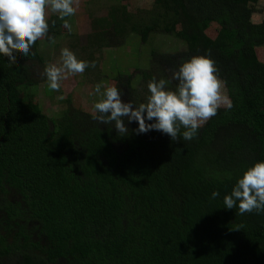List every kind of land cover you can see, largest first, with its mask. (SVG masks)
Masks as SVG:
<instances>
[{"label":"trees","instance_id":"16d2710c","mask_svg":"<svg viewBox=\"0 0 264 264\" xmlns=\"http://www.w3.org/2000/svg\"><path fill=\"white\" fill-rule=\"evenodd\" d=\"M149 1L131 10L115 0L92 19L86 61L95 67L86 79L100 81L103 50L134 37L148 45L145 64L130 76L113 71L125 102H145L150 80L206 55L232 107L221 106L190 141L138 134L127 121L118 135L71 99L55 118L43 113L29 92L46 79L39 40L14 63L0 56V264H264V212L223 205L237 177L264 160L262 0ZM48 20L57 38L62 23ZM158 38L180 45H154Z\"/></svg>","mask_w":264,"mask_h":264},{"label":"clouds","instance_id":"9594fccd","mask_svg":"<svg viewBox=\"0 0 264 264\" xmlns=\"http://www.w3.org/2000/svg\"><path fill=\"white\" fill-rule=\"evenodd\" d=\"M78 6L79 0H0V56L7 57L11 64L16 61L17 51L27 57L32 46L45 36L55 43L49 34V12L57 14L62 26L71 32L72 25L66 18L74 16ZM89 67H95V63L79 59L65 47L60 50L59 64L46 65L42 75L48 88L58 91L62 81ZM217 72L208 56H192L172 71L170 79L150 80L146 101L139 104L125 102L123 90L117 85L99 82L94 88L99 99L93 102L92 119L111 125L118 135H127V121L137 123L138 134L154 130L174 141L179 133L183 140L190 141L221 106L232 107ZM172 81L177 82L175 88L168 87ZM219 196L218 191L211 193L212 199ZM223 205L225 209L238 208L241 215L264 212V160L254 162L237 177L230 194L224 195Z\"/></svg>","mask_w":264,"mask_h":264},{"label":"rangeland","instance_id":"374dc122","mask_svg":"<svg viewBox=\"0 0 264 264\" xmlns=\"http://www.w3.org/2000/svg\"><path fill=\"white\" fill-rule=\"evenodd\" d=\"M131 10L146 8L151 4L149 0H126ZM115 3V0H79V6L74 16L68 17L69 23L72 25V31L69 32L63 26L61 27V35L55 38V43H50L45 37L39 40V51L45 59V66L50 64H59L60 50L62 48H69L73 51L79 59L87 60L88 51L87 35L91 32V21L93 18H100L107 15L109 7ZM264 0L261 4L255 6L256 16L255 20L259 21L262 17L260 13H264ZM263 9V10H262ZM56 17L57 14H48L50 17ZM214 29V28H213ZM215 32V30H214ZM214 34V33H213ZM133 44L125 45L119 48L104 49L99 56V69L102 72L100 81L91 82L86 79L85 74H76L69 76L66 80L61 82V88L58 91L50 90L47 86L46 79L39 84L38 87L30 88L29 92L35 95L36 101L43 113L50 118H55L58 113L65 110L68 106L67 100L71 99L73 107L83 110L85 112L93 113V102L99 97L94 93L95 85L99 82H104L105 86L118 85L120 81L114 78L122 70L126 76L133 75L139 65L145 64V55L148 51V45H143L134 37L130 39ZM163 44L164 47L175 45L179 47V43L175 40H166L158 38L154 40V45ZM141 51V55L139 52ZM259 56L264 58V51L259 50ZM142 57L141 64L138 63V58ZM120 68V70H119ZM114 69L119 70L113 74ZM109 74L113 76L110 77ZM95 81V80H94ZM135 84V83H134ZM136 85V84H135ZM142 95V90L139 91ZM28 92L24 91L25 96Z\"/></svg>","mask_w":264,"mask_h":264}]
</instances>
